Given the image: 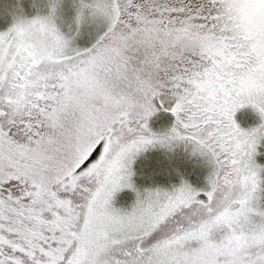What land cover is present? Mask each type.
I'll list each match as a JSON object with an SVG mask.
<instances>
[{
    "label": "snow or ice",
    "instance_id": "obj_1",
    "mask_svg": "<svg viewBox=\"0 0 264 264\" xmlns=\"http://www.w3.org/2000/svg\"><path fill=\"white\" fill-rule=\"evenodd\" d=\"M0 264H264V0H0Z\"/></svg>",
    "mask_w": 264,
    "mask_h": 264
}]
</instances>
